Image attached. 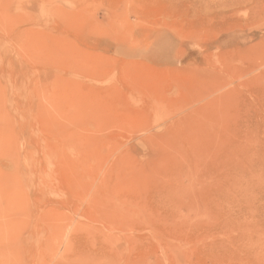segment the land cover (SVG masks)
<instances>
[{
    "label": "rangeland",
    "instance_id": "rangeland-1",
    "mask_svg": "<svg viewBox=\"0 0 264 264\" xmlns=\"http://www.w3.org/2000/svg\"><path fill=\"white\" fill-rule=\"evenodd\" d=\"M0 264H264V0H0Z\"/></svg>",
    "mask_w": 264,
    "mask_h": 264
}]
</instances>
